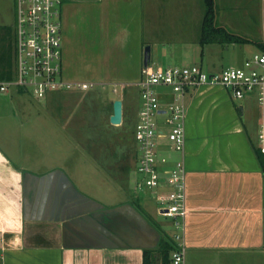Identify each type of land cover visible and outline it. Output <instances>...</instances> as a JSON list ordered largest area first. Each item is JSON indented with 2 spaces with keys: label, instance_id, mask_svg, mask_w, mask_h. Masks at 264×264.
I'll use <instances>...</instances> for the list:
<instances>
[{
  "label": "crops",
  "instance_id": "crops-1",
  "mask_svg": "<svg viewBox=\"0 0 264 264\" xmlns=\"http://www.w3.org/2000/svg\"><path fill=\"white\" fill-rule=\"evenodd\" d=\"M214 3L216 22L224 7L222 0H214ZM257 3L258 10L263 12L260 19L264 26V0H257ZM203 5L202 14L198 0H64L61 9L63 76L68 80L98 82L97 73L90 71L100 64L105 70L98 76L104 82L121 83L120 92L127 97L130 107V95L134 88L140 93L138 83L145 75V45H149L151 51L147 65L166 66L153 59V49L168 51L165 46L168 38L183 46L200 41L204 0ZM11 31L0 24V84L15 75V39L13 41ZM146 33L153 38L145 39ZM261 38L264 41V34ZM166 54L156 53V56L160 55L161 59ZM17 91L0 89V105ZM160 97L162 103L170 99L167 94ZM116 98L121 97L111 99L112 108ZM239 99L231 89L219 84H203L187 95L184 148L187 167L186 264H264V172L254 151L255 145L260 146L259 133L264 114L254 95ZM128 109L123 101L124 117ZM109 118L108 123L116 125ZM131 134L133 136V130ZM134 149L133 163H119V170L126 174L125 181L119 171L111 172L120 187H128L132 167H136V145ZM159 149L166 151V156L160 159L163 167L172 166L180 156L170 150L165 136L158 140ZM9 159L0 147V195L9 196L6 200L9 204L3 208L0 204V264H142L144 250L141 247L120 245V241H133L128 240V232L134 227L128 223L122 226L121 239L118 236L110 239V245L102 239L96 240L95 245H87L86 238L71 221L59 223L60 236L65 234L63 239L52 234L57 229H46V237H43L38 231L40 228H32L31 237L24 242L21 182L25 174L52 172L53 178L64 176L72 182L70 167L66 169L57 165L43 171L27 165L12 168ZM95 159L100 168L106 167L104 158ZM9 182L11 185L5 187ZM77 192L81 191L77 189ZM82 194L90 204L86 207V215L99 211L96 203L104 208L130 203L147 218L141 210L139 197L110 207ZM156 214L160 215L157 209ZM147 220L159 231L160 241L165 229L157 227L151 219ZM90 225L102 231L103 219L93 218ZM110 230L115 235V231ZM146 238L147 234H140L139 240L147 242Z\"/></svg>",
  "mask_w": 264,
  "mask_h": 264
},
{
  "label": "rangeland",
  "instance_id": "rangeland-1",
  "mask_svg": "<svg viewBox=\"0 0 264 264\" xmlns=\"http://www.w3.org/2000/svg\"><path fill=\"white\" fill-rule=\"evenodd\" d=\"M198 3L203 14V0H198ZM222 4L224 11L221 17L216 19L217 25L224 23V27L229 31L251 40L262 39L263 12L258 10L257 0H222ZM16 6L17 0H0V24L7 26L10 33L13 30V41ZM152 38L151 35L145 34V39ZM173 40L177 41V38ZM165 46L168 51L156 52L153 49V59L155 58L159 64L169 66L196 63L207 71L240 65L247 56L260 49L256 43L250 41L244 43L212 41L204 44L197 41L196 44L192 42L190 46H183L170 41L169 38ZM162 52L168 54L160 59V55L156 56V53ZM104 70L100 64L89 70L97 73L95 77L100 79L97 87L90 90L58 89L41 98L29 91L21 93L17 91L11 99L6 98L4 104L0 105V147L7 154V158H10L12 168L17 166L23 168L27 165L35 167L36 171H43L46 167L57 165L66 169L70 167L69 174L77 189L107 206L111 207L123 200L139 197L141 210L147 218L157 227L172 232L176 230L173 218L156 214L155 196L148 190L135 188L139 176L135 165L132 167L128 187H120L111 173L119 171L118 174L124 180L126 174L119 170V163H133L136 143L131 132L140 106V93L138 94L135 88L131 93L130 105L133 108L131 109L127 97L120 92L122 84H116L118 91L115 92L113 90L115 84L111 80L104 82L105 80L98 76L99 73L102 75ZM114 97H121L125 109L127 107L131 109L127 110L125 117L123 115L122 125L108 123L112 108L111 99ZM165 153L166 151L159 149V159L166 156ZM100 156L104 158L103 164L107 168L99 167L95 158ZM10 185L11 182L6 183L5 187L8 188ZM1 188L3 191V187ZM8 197L0 195L2 208L9 204L6 201Z\"/></svg>",
  "mask_w": 264,
  "mask_h": 264
},
{
  "label": "built area",
  "instance_id": "built-area-1",
  "mask_svg": "<svg viewBox=\"0 0 264 264\" xmlns=\"http://www.w3.org/2000/svg\"><path fill=\"white\" fill-rule=\"evenodd\" d=\"M64 0H17L15 17V75L0 84L3 91H29L41 98L58 89L90 90L96 81L68 80L63 76L61 9ZM140 80V107L133 128L136 143L135 188L153 192L156 209L173 218L172 236L177 246L172 264H185L184 220L187 214L184 160L187 95L203 84H219L236 98L254 95L264 114V50L258 49L240 65L207 71L199 64L151 66ZM161 89L163 91H161ZM114 90H117L115 84ZM169 95L165 103L161 95ZM165 136L170 150L180 154L172 166L163 167L158 140ZM264 151V122L259 133Z\"/></svg>",
  "mask_w": 264,
  "mask_h": 264
},
{
  "label": "flooded vegetation",
  "instance_id": "flooded-vegetation-1",
  "mask_svg": "<svg viewBox=\"0 0 264 264\" xmlns=\"http://www.w3.org/2000/svg\"><path fill=\"white\" fill-rule=\"evenodd\" d=\"M53 174L52 172H45L30 176L25 175V178L22 179L21 211L24 225L27 222L26 217L29 218L30 222H35L36 226L57 220L62 223L66 221L64 219L68 218L71 207L74 209L73 211L80 212L75 216L77 219L72 221L79 233L94 240L102 239L103 242L107 241L108 238L114 240L113 235L90 225V220L96 216L91 215L89 216L90 219L87 218L86 207L90 205L87 203L88 200L78 195L75 190H71V183L66 177L53 178ZM117 236L121 238V234L117 233Z\"/></svg>",
  "mask_w": 264,
  "mask_h": 264
},
{
  "label": "water",
  "instance_id": "water-1",
  "mask_svg": "<svg viewBox=\"0 0 264 264\" xmlns=\"http://www.w3.org/2000/svg\"><path fill=\"white\" fill-rule=\"evenodd\" d=\"M151 57V51H150V46L147 45L146 48L144 49V64L147 66V64L149 63ZM110 122L113 124H121L122 120H123V100L121 98H116L113 100V112L110 115ZM26 176H28V174H25ZM69 180V178H67ZM69 182L71 183V190L74 191L82 196L83 194L81 192H77V188L73 185V183L69 180ZM75 203V202H74ZM73 205V204H72ZM96 206L99 208V211H96L92 216L96 215V218H101L103 219V223L104 225L101 226L102 231L106 232L109 235H113L111 233L110 228H112L115 231V234L118 233L120 234V232L122 231V226L125 224H131L133 225L134 229H132V231H129V239H132L133 241H127L126 243H122V241H120V245H122V247H126V245H133V246H137V247H141L142 250H144L145 247H155L158 244L159 241V237H160V233L159 231L147 220V218H145L132 204L130 203H124L112 208H104L103 206L101 207V205L99 203H96ZM74 209L70 207V211H69V216L67 219H64L67 222V224L69 223V221H73V219H77L75 216L78 215L77 211H73ZM88 213V212H87ZM85 215V214H84ZM87 218L90 219L89 214L86 215ZM82 217V216H81ZM27 218V222L25 223V230H24V242L29 239L31 237V232H32V228H40L38 229V231L41 233V235L43 237H46L45 235L47 234L48 228L50 229H57L55 231H53L54 235H56L58 237V239H60L62 237V239L64 238L63 234L61 235V232L59 231V229L61 228V222H58L60 220L57 221H53V222H49V223H44V225H39L36 226L35 222H30ZM39 223V222H38ZM112 223V224H111ZM113 223H115L113 225ZM34 225V226H33ZM53 226V227H50ZM47 229V231H46ZM147 234L146 238L148 241H140L139 237L140 234L144 235ZM114 238L117 237V235H113ZM86 241L88 242L87 245H95L97 244L96 240H94L93 238L90 237H86ZM109 237V236H108ZM107 237V238H108ZM122 237L125 238V236L122 235ZM111 238H108L107 242L108 245H110L109 241ZM119 239H121L119 237ZM99 240V239H98ZM97 240V241H98ZM106 241V240H105ZM88 247V246H87ZM143 252V251H142ZM143 264V261H142Z\"/></svg>",
  "mask_w": 264,
  "mask_h": 264
},
{
  "label": "trees",
  "instance_id": "trees-1",
  "mask_svg": "<svg viewBox=\"0 0 264 264\" xmlns=\"http://www.w3.org/2000/svg\"><path fill=\"white\" fill-rule=\"evenodd\" d=\"M205 13L202 21V29L200 35V42L202 44L218 41V42H253L256 43L260 49L264 50V42L261 40H251L244 36L238 35L226 29L224 26L217 25L215 22V3L214 0H204ZM8 77V76H7ZM14 76H9L8 79ZM20 93L23 89L18 90ZM254 151L257 159L264 172V151L259 146H254ZM177 246V242L170 235L168 231L164 230L160 241L155 247L144 248L143 264H172L171 253Z\"/></svg>",
  "mask_w": 264,
  "mask_h": 264
}]
</instances>
